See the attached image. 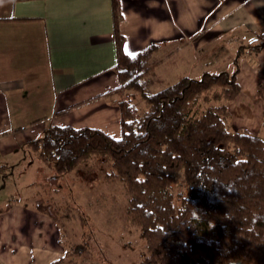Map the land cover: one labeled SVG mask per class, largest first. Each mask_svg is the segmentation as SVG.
Wrapping results in <instances>:
<instances>
[{
  "label": "crops",
  "instance_id": "obj_1",
  "mask_svg": "<svg viewBox=\"0 0 264 264\" xmlns=\"http://www.w3.org/2000/svg\"><path fill=\"white\" fill-rule=\"evenodd\" d=\"M120 7L127 53L159 44L152 82L189 75L183 66L202 60L206 49L214 64L227 53L234 68L223 70L237 69L241 88L227 102L232 125L259 131L264 45L254 51L251 44L264 37V0H120ZM116 61L112 0H0V192L6 193L0 197V264L107 261L104 255L78 258L72 240L78 218L61 217L68 205L77 214L87 180L77 185L72 173L67 180L69 174L47 166L29 142L48 125L120 136L118 106L95 98L117 85ZM166 63L171 68L165 70ZM66 184L68 195L58 197V186ZM18 185L24 190L9 188Z\"/></svg>",
  "mask_w": 264,
  "mask_h": 264
},
{
  "label": "trees",
  "instance_id": "obj_2",
  "mask_svg": "<svg viewBox=\"0 0 264 264\" xmlns=\"http://www.w3.org/2000/svg\"><path fill=\"white\" fill-rule=\"evenodd\" d=\"M112 12L118 83L95 98L118 106L120 136L48 125L30 147L60 174L121 184L122 221L143 240L135 264H264V138L232 125L227 102L241 89L237 69L181 74L153 90L158 42L127 53L120 0H112ZM263 45L258 37L251 47ZM61 213L83 223L69 205ZM82 245L74 244L77 253Z\"/></svg>",
  "mask_w": 264,
  "mask_h": 264
},
{
  "label": "rangeland",
  "instance_id": "obj_3",
  "mask_svg": "<svg viewBox=\"0 0 264 264\" xmlns=\"http://www.w3.org/2000/svg\"><path fill=\"white\" fill-rule=\"evenodd\" d=\"M246 46V45H245ZM211 49H206L203 53L202 60L196 57L194 65H185L184 73H188L189 76L198 78L202 73H199L201 69L204 71L218 72L223 69L232 70L234 67L229 65L230 61L225 60L228 56L227 53H222L224 58L220 63L214 64L210 58ZM212 57V56H211ZM235 60L238 61L239 55L235 56ZM234 60V61H235ZM167 65V66H166ZM165 70L171 68L168 63L164 65ZM175 69V68H174ZM227 70V71H228ZM177 73V69L175 70ZM172 74L168 78H162L157 82H151L150 88L155 90L165 86L174 80L171 78ZM207 102L201 101V105L198 111L204 107ZM144 105V104H142ZM264 138V132L261 128L257 132ZM76 174L75 172L72 173ZM77 175V174H76ZM67 180L71 179V175H64ZM76 179L78 176L75 177ZM77 185L81 183V179H77ZM79 185V186H80ZM82 185V186H83ZM87 187H83L78 192V210L83 216V223L78 226L79 221L74 227V233L72 238L75 243H83L85 246L82 250L80 248L78 253L75 252L78 258L105 256L107 260L106 264H135L137 259L144 253L143 240L139 236V230L133 225L126 226L123 220V209L126 202L125 194L122 190V186L117 181L103 182L99 178L94 180H87ZM70 184H66L62 187L58 186L59 192L57 194L60 197V193H66L68 195V189ZM14 190H19L20 186H11ZM50 188V187H49ZM81 189V188H80ZM24 190V188H22ZM20 189V191H22ZM55 190V189H54ZM66 191V192H65ZM5 192H0V197H5ZM65 195V194H63ZM60 211L59 209H57ZM67 232L63 233L66 234ZM69 234V233H67ZM85 242V243H84ZM115 250V251H114ZM113 255L110 257V255Z\"/></svg>",
  "mask_w": 264,
  "mask_h": 264
}]
</instances>
